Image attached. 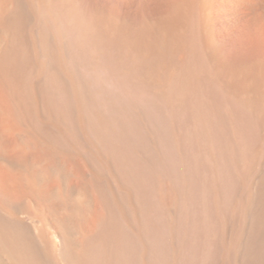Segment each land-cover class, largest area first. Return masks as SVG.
I'll return each instance as SVG.
<instances>
[{
	"label": "bare ground",
	"instance_id": "6f19581e",
	"mask_svg": "<svg viewBox=\"0 0 264 264\" xmlns=\"http://www.w3.org/2000/svg\"><path fill=\"white\" fill-rule=\"evenodd\" d=\"M28 16L33 20V32L25 29ZM55 19L50 0L35 3L32 0H0V30L7 37L6 44L0 47L1 80L9 85L6 84L23 104L25 116L33 121L36 115L33 78L36 77L42 104L56 109L55 113L60 112L57 114H63L69 121L65 127L67 135L58 137L47 133L50 136H42L47 147H39L41 150L34 153L30 150L32 156L50 161L64 151L62 154L70 157L72 150L65 136L77 142L86 131L91 134L87 141L95 144L87 159L94 163L90 169V185L98 193L100 209L93 217L92 226L87 227L88 232L84 234L87 235L78 242L77 251H74L77 246L74 244L76 247L72 250L66 240L72 234L63 237L66 241L61 239L60 249L67 257L61 258L64 263L67 259L71 264H207L211 258H216L218 264H237V259L242 257L243 264H264V219L259 216L254 219L253 226L235 228V236L227 249L213 240L212 231L216 226H174L173 221L175 211L184 220L188 216L205 219L210 211L218 216L223 210H231L242 223L248 215L247 205L264 204V198L250 193L251 181L246 184L241 180L238 186L245 193L244 199L236 192L233 195L232 190L244 169L240 172L229 166L231 173L224 177L215 164V159L219 164L221 161L247 164L242 151L245 146L243 133L248 127L252 130L255 121L253 123L250 113L242 109L239 93L245 81L238 80L239 67L231 69L234 71L231 84L225 86L208 65L195 34L191 32L187 37L171 34L164 37L163 44L168 50L184 52L186 57L181 64L140 67L133 75L135 85L150 97V105L163 110L162 131L157 126L148 127L156 128L149 130L139 114L138 105L118 96L107 105V113L101 101L81 98L72 117L69 109L77 106L75 99L84 90L81 91L65 68L67 57ZM231 64L236 66L234 61ZM117 71L124 73L125 68L119 66ZM51 111L47 108V113ZM261 113L264 115V109ZM37 123L33 125L38 127ZM227 135L229 138L225 139ZM22 153L26 155L25 149ZM259 186L264 190V174ZM221 194L225 198L222 200L226 203L224 207L219 200ZM6 202L1 200L0 207H6ZM8 216L0 214V253L9 264H58L55 246L52 239L47 237V240V233L45 236L38 229L36 235L31 236L17 220Z\"/></svg>",
	"mask_w": 264,
	"mask_h": 264
},
{
	"label": "rangeland",
	"instance_id": "374dc122",
	"mask_svg": "<svg viewBox=\"0 0 264 264\" xmlns=\"http://www.w3.org/2000/svg\"><path fill=\"white\" fill-rule=\"evenodd\" d=\"M32 1L35 3L37 0ZM50 5L55 13L61 46L64 48L65 58L67 57L65 68L71 78H75L81 91L84 90L79 96L80 99L79 97L75 99L77 106L72 105L69 109V115L72 117L82 99L101 101L103 111L107 113V105L112 98L119 97L123 100H132L138 105L139 114L142 119L144 118L143 122L147 124V126L144 124L147 128L157 126L156 128L159 127V131H162L163 110L150 105V97L135 85L133 75L140 67L181 64L186 57L184 52L164 47L163 40L166 39L164 37L171 34L184 36L188 34L190 36L191 32L195 34L198 44L203 48L204 56L208 59V65L221 79L219 82L225 86L231 84L230 78L234 74L231 69L239 67L238 80L245 81V84L241 83L244 87L239 93V98L243 102L242 109L250 113L249 116L253 117L252 121L256 124L251 127L252 130L248 127L251 133L246 128L243 133L245 139L242 137L245 145L242 151L247 157V164L243 165L242 162L231 164L227 161H221L219 164L216 159L215 164L218 173L223 172L221 174L224 177H228V173L230 175V167L240 172L244 169L236 186L234 184L233 195L237 193L244 199L245 193L242 192V188L240 190V187L238 188L243 180L246 184L251 181L252 187L249 189L251 194L264 198V190L259 186L264 174V115L261 113L264 109V0H50ZM32 22V18L28 16L26 31L33 32ZM6 42L7 37L0 30V47ZM183 55L185 56L182 57ZM233 61L236 66L231 64ZM119 66L125 68L124 73L117 71ZM1 79L0 77V201L7 202L6 207H0V214L4 217L10 215L11 219L17 220L18 225L23 226L31 236H35L38 229H41L45 236L47 233L46 238L52 239L54 245L51 242L49 244L55 246V259H59V262H56L66 264L67 259H64L65 263L62 259L67 257H64L66 254L60 246L63 237H70L72 234V238L66 240L70 242L72 250L77 246L74 250L77 251L79 241L87 235H84L88 232L87 227L92 226L95 220L93 217L100 209L96 197L98 193L90 185V169L94 163L87 159L95 144L87 141L91 134L86 131L83 133L84 136L80 137L82 140H78L80 143L65 136L66 143L72 148L69 149L66 145L67 149L72 150L70 157L62 154L64 151H61V155L51 157L50 161L46 158L33 157L35 150L38 149L39 152L41 150L39 147L46 146L43 137L47 133L52 136L59 135L58 137L67 135L65 127L69 123L66 119L68 117L62 114V118L57 114L60 112L55 113L56 109L42 104L43 101L36 89L37 78L34 77L36 115L32 119L35 122L33 123L25 116L23 104L17 101L9 85ZM223 79L226 83L222 81ZM252 104L256 107H252ZM47 108L48 111L52 108L54 114L52 111L47 113ZM37 121L38 127L33 125ZM154 123L156 125H153ZM154 127L148 129L156 130ZM254 130L258 136H254L256 135ZM49 134L47 135L50 136ZM228 138L227 135L225 139ZM24 149L26 155H22ZM28 153L31 156L27 155ZM39 159L40 161H36ZM45 160L47 162H44ZM221 168L225 169L220 171ZM221 196L222 194L219 195L220 204L224 207L226 203L223 204L222 200L225 198L224 195ZM246 210L248 215L243 224L237 221L231 210L229 212L223 210L218 216L210 211L205 219L188 216L184 220L175 211L173 221L174 226H216L212 231L213 240L227 249L235 236V228L253 226L254 219L258 216L264 219V204L261 202L247 205ZM65 230H68V234L71 233L68 235ZM75 239L78 241L74 242ZM246 239L247 236L245 241ZM57 250L59 253L62 252V256H59L61 254ZM0 261V264H9L1 253ZM207 264L218 262L216 258H211ZM237 264H243L242 257L237 259Z\"/></svg>",
	"mask_w": 264,
	"mask_h": 264
}]
</instances>
